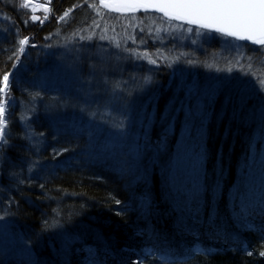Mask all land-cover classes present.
<instances>
[{
	"label": "trees",
	"instance_id": "1",
	"mask_svg": "<svg viewBox=\"0 0 264 264\" xmlns=\"http://www.w3.org/2000/svg\"><path fill=\"white\" fill-rule=\"evenodd\" d=\"M21 3L0 0V87L11 73L13 102L0 205L24 252L1 250L0 264H138L149 248L157 255L143 264L165 252L171 264H264V196L252 200L263 185L253 145L264 134V47L151 11L136 12L144 24L126 36L99 0H53L36 23ZM155 16L205 35L172 31L162 46L146 25ZM112 108L147 119L100 148ZM184 122H194L189 141ZM180 144L200 166L192 195L176 176Z\"/></svg>",
	"mask_w": 264,
	"mask_h": 264
},
{
	"label": "snow or ice",
	"instance_id": "2",
	"mask_svg": "<svg viewBox=\"0 0 264 264\" xmlns=\"http://www.w3.org/2000/svg\"><path fill=\"white\" fill-rule=\"evenodd\" d=\"M102 2L104 7L117 12L154 9L169 20L183 21L201 29L221 33L225 37L250 41L254 45L264 47V0H116L115 3L111 4L104 2V0ZM19 6L28 8V0H24ZM92 6L96 7L95 5ZM44 10L49 11L47 7ZM68 14L66 12L60 19L64 20ZM31 19L35 21L39 17L32 16ZM187 30L192 31L191 28ZM81 39H85V37H81ZM87 39H91V37H87ZM101 39L104 37L102 36ZM19 43L20 52L23 53V46L28 43V40L22 39ZM249 71L251 74L257 75V71L251 64ZM9 79L10 74L6 73L2 78L3 87H0V94H3V98H0V152L4 151L11 138L10 130L6 131L10 117L8 109L13 104ZM259 83L264 85V66L260 71ZM56 154L59 155V153ZM245 250L248 255H252V252L247 250V246H245ZM149 255L155 256L157 253L151 248L143 250L141 258L138 259V264H143V259ZM259 256L264 257V251H260ZM157 259L160 260L161 264H171V257L167 252L159 254Z\"/></svg>",
	"mask_w": 264,
	"mask_h": 264
},
{
	"label": "rangeland",
	"instance_id": "3",
	"mask_svg": "<svg viewBox=\"0 0 264 264\" xmlns=\"http://www.w3.org/2000/svg\"><path fill=\"white\" fill-rule=\"evenodd\" d=\"M24 2V0H22V3ZM100 2V1H99ZM29 3V9L31 10V17L32 16H36L39 17V19L35 20L34 22L36 23H41V20L43 21V23L45 21H47L48 19H50L51 15H52V4H53V0H28ZM34 4H38L40 9L37 12L33 11V5ZM101 4V3H100ZM102 5V4H101ZM47 7L49 9V11H45L44 8ZM70 15V10L67 11ZM117 12V11H116ZM120 13L121 16L120 18H118V21L120 22V26L122 28V26L124 25V29H125V33L126 36L127 34L131 37H133V30L134 32L136 31V27L140 26L142 27L144 22L136 20V12H117ZM157 13V12H156ZM160 14V13H157ZM162 15V14H160ZM64 16V15H63ZM67 16V17H68ZM44 17H47V19H44ZM65 17V19L67 18ZM164 17V16H163ZM165 18V17H164ZM64 19V20H65ZM122 20V22L120 20ZM155 20L154 22H150L147 21L146 25L149 28H154L155 29V37L157 38V40L159 41L160 45L164 46L166 45L169 36L172 35V31H175V35L177 37H181V38H185V37H190L192 35H196V37L198 36H204L205 34L201 31H203L201 29V31H188L187 29L181 27V26H173L171 25L169 22V20L165 21L161 18V16L159 17H154L153 18ZM167 19V18H166ZM58 21H63L60 18L58 19ZM124 21V22H123ZM160 21V22H158ZM171 21V20H170ZM177 21V20H174ZM179 22V21H177ZM181 23V22H179ZM183 23V22H182ZM151 25V26H149ZM193 27V26H192ZM123 29V30H124ZM189 29V28H188ZM132 31V32H131ZM93 32V30H92ZM194 35V36H195ZM81 37H85V39H87V37L85 35L78 36V40L77 41H83V39H81ZM23 39H27L28 43L26 45H24V51L23 53H26L29 45H32V42L30 43V36L24 37ZM89 40V39H88ZM141 40V39H139ZM165 42H164V41ZM161 42H164V44H162ZM139 45L144 46L143 49L146 48V45H143L141 41L138 42ZM110 48V47H109ZM152 61V60H151ZM12 81V80H11ZM10 83V87H11V82ZM114 108H112V111L108 112L104 118H101L104 123H100V125L103 127L101 129V131L99 132V134L96 137L100 138V143L105 141V144L103 146H100V148L104 147V146H108L111 145V141L110 139H117L118 141H122L125 138L126 135V122L128 121H136L137 124V128H138V132H143V121L146 118V112L144 109H141L140 112L134 113L131 112V110H116L113 111ZM150 112H148L149 114ZM188 115L190 116V111L187 110ZM150 115V114H149ZM200 115V114H198ZM200 116H198V118H200ZM111 119V122H108V120ZM94 121V116H91V119L88 118L89 122ZM195 121H198L197 119H195ZM127 122V123H128ZM109 123V124H108ZM194 125V122H184V126L182 129V136H184V134H186L187 140L189 141V139L192 136V126ZM106 131H109L108 133H106ZM115 132V134H114ZM145 133V132H144ZM196 137L193 138H197V136L199 135V133L196 131ZM259 139H261L260 145L257 146V143L259 141ZM181 146V144H180ZM185 147H187V145H183L180 147L179 149V154H180V158L181 160L178 162L180 163V165L178 166H182L181 169L183 170V172L181 173H177V177L179 178L180 176L184 177L185 175H187L188 178H185L184 183L186 184L187 181H191L192 184L186 186V190L187 193L192 195V191L194 190L195 186H196V182H198V180L195 182V179H198L197 175H196V171L199 170L200 166L199 163H197L198 161L194 158V156L196 154H191V148H193V146H191V148L184 149ZM257 147H259L257 149ZM253 153L258 159V172L259 175L256 176V180H260L261 182H263V185L261 186L262 191H258L256 194H254L252 196V200H254L255 198L262 197L264 196V134L258 136V139L254 140V145H253ZM255 160V159H253ZM256 169V168H255ZM181 179V178H180ZM182 180V179H181ZM1 205H0V251L2 250L5 255L7 256H21L23 255L22 253L24 252V244L22 242V240L20 239V237H18L16 235L15 232L11 231V227L10 224L8 222V220L1 214Z\"/></svg>",
	"mask_w": 264,
	"mask_h": 264
},
{
	"label": "water",
	"instance_id": "4",
	"mask_svg": "<svg viewBox=\"0 0 264 264\" xmlns=\"http://www.w3.org/2000/svg\"><path fill=\"white\" fill-rule=\"evenodd\" d=\"M100 1V3L102 4V6H103V2H102V0H99ZM104 2H107V3H109V4H111V3H115L116 2V0H104ZM104 7V6H103ZM104 8H106V7H104ZM106 9H108V10H111V9H109V8H106ZM111 11H114V10H111ZM142 11H151V12H157V11H155L154 9H148V10H144V9H139V10H137L136 12H142ZM116 12V11H115ZM158 13V12H157ZM160 14H162V13H160ZM163 15V14H162ZM178 21V20H177ZM179 22H183V21H179ZM183 23H186V22H183ZM187 24V23H186ZM190 25V24H189ZM192 26H195V27H197L196 25H192ZM210 31V30H209ZM213 32H215V31H213ZM216 33H218V32H216ZM221 34V33H220ZM240 41H243V42H246V43H251L250 41H246V40H240ZM252 44V43H251ZM11 80H12V74L10 73V79H9V82H11Z\"/></svg>",
	"mask_w": 264,
	"mask_h": 264
},
{
	"label": "bare ground",
	"instance_id": "5",
	"mask_svg": "<svg viewBox=\"0 0 264 264\" xmlns=\"http://www.w3.org/2000/svg\"><path fill=\"white\" fill-rule=\"evenodd\" d=\"M33 6H37V7H33ZM33 6L32 7L34 12H37L40 9L38 4H34Z\"/></svg>",
	"mask_w": 264,
	"mask_h": 264
}]
</instances>
